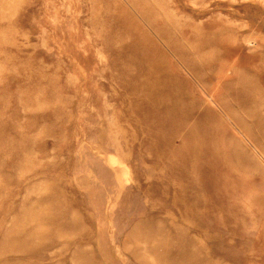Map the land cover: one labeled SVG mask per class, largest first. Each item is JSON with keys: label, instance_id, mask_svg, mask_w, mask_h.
<instances>
[{"label": "rangeland", "instance_id": "obj_1", "mask_svg": "<svg viewBox=\"0 0 264 264\" xmlns=\"http://www.w3.org/2000/svg\"><path fill=\"white\" fill-rule=\"evenodd\" d=\"M0 264H264V0H0Z\"/></svg>", "mask_w": 264, "mask_h": 264}]
</instances>
